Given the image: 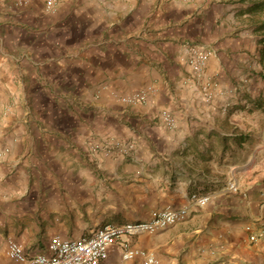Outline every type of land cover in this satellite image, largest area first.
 Wrapping results in <instances>:
<instances>
[{
  "label": "crops",
  "instance_id": "1",
  "mask_svg": "<svg viewBox=\"0 0 264 264\" xmlns=\"http://www.w3.org/2000/svg\"><path fill=\"white\" fill-rule=\"evenodd\" d=\"M111 1L61 22L42 0H0V261L12 264L8 238L47 253L54 235L144 220L198 193L206 203L131 245L158 264H264V239L245 228L264 225V0H165L154 11V0ZM51 22L68 31L52 34ZM193 44L210 52L200 75L187 61ZM89 80L103 84L95 110ZM147 84L142 103L113 96ZM115 141L132 146L122 153ZM88 191L96 214L68 212ZM100 264L142 263L112 244Z\"/></svg>",
  "mask_w": 264,
  "mask_h": 264
},
{
  "label": "built area",
  "instance_id": "2",
  "mask_svg": "<svg viewBox=\"0 0 264 264\" xmlns=\"http://www.w3.org/2000/svg\"><path fill=\"white\" fill-rule=\"evenodd\" d=\"M17 1L28 3L34 0ZM42 1L45 11L53 13L56 10L58 0ZM182 1L189 2L191 0ZM209 55L210 52L201 45L193 44L189 47L187 61L194 75H200L203 72ZM149 91V87L139 89L121 96L119 100L124 103H142L147 100ZM160 119L168 127H172L175 123L172 113L167 108L160 110ZM114 146L120 152L126 153L132 145L115 141ZM228 188L236 190L235 182H229ZM208 199L207 194L191 193L189 205H203ZM189 205L178 208L153 209L147 219L127 221L117 225L105 224L95 229L92 234L78 239L54 235L47 243V253L39 252L27 255L20 243L8 238L5 244V252L12 264H100V261L107 256L108 246L118 244L123 259L139 256L142 264H158L159 260L153 252L134 247L127 237L143 232H153L182 221L187 216ZM245 228L250 232L248 235L250 241L256 242L259 239H264V225L256 231H253L249 225ZM0 264L3 263L0 261Z\"/></svg>",
  "mask_w": 264,
  "mask_h": 264
},
{
  "label": "rangeland",
  "instance_id": "3",
  "mask_svg": "<svg viewBox=\"0 0 264 264\" xmlns=\"http://www.w3.org/2000/svg\"><path fill=\"white\" fill-rule=\"evenodd\" d=\"M115 0H112L111 2L113 3ZM165 0H154V2L153 3H151L150 5L148 4L147 6H150V10H152V11H154V10H157V9H159V7H160V5H161V3H163ZM58 2V4H57V7H56V10L53 12V13H51V15H61V17L58 19V21H64V20H66V21H69V20H71L73 17H74V15H76L77 16V12H78V10L79 9H81L80 7L85 3V2H88V4H89V0H67V2H66V4H64V6H63V8H61L60 7V5H59V2H60V0H58L57 1ZM91 3V2H90ZM93 4H97V6H99V0H93V2H92ZM67 4H69V5H67ZM144 4H143V2H141L140 4H139V7H142V8H144ZM59 13V14H58ZM59 17V16H58ZM157 19V16H152V22H153V20H156ZM72 20H75L74 18L72 19ZM51 25H52V22H51ZM60 27H63V25H52L51 26V33L52 34H59L61 31H64V30H66V31H68L67 29V27L65 28V29H62V30H59V28ZM142 28V27H141ZM55 29V30H54ZM69 30L71 31V28H69ZM73 30V29H72ZM139 35H142V32H139ZM97 38V37H96ZM97 41H98V39L96 40V39H94V40H91V44H97ZM108 42H110V41H108ZM91 46V45H90ZM94 47V46H93ZM95 48H96V45H95ZM174 70H179L177 67H175L174 66ZM173 73H175L174 71H172ZM183 74L184 75H189V76H191V72L189 71V69H183ZM154 75V74H153ZM105 80V79H104ZM86 85H87V88L88 89H91L90 91H89V95L90 96H88L87 98H88V102H87V105H89V107L90 108H94V110H95V105H96V108H98V106H97V104L95 103V101H94V99H95V97H97V96H95V95H93L92 94V91L94 92V89L97 87V86H99V85H101L102 84V82H100V81H97V80H89V81H87L86 83H85ZM103 85V84H102ZM149 86V84H147V85H145V86H141V87H137V88H135L133 91H131L130 93H132V92H134V91H137V90H139V89H145V88H147ZM152 86V85H151ZM129 93V94H130ZM123 95H125V93H118V92H113V96H114V98L115 99H120V97L121 96H123ZM83 98V97H82ZM75 100H78V101H80V98L78 99V98H76ZM122 102V101H121ZM73 103H75V102H73ZM73 103H70V106H71V104H73ZM124 103V102H123ZM78 105V104H77ZM169 110V109H168ZM170 111V110H169ZM171 112V111H170ZM96 114V113H95ZM173 115V114H172ZM173 117H174V115H173ZM174 120H175V117H174ZM95 147V146H94ZM96 193L95 192H90V191H88V193L85 195H82V197L81 196H79V197H73L72 198V201L70 200L69 201V204H68V207L70 206L71 207V210H68V212H70L72 215H77V216H80L81 214L83 215V216H86L87 214L90 216V213L91 214H93L92 216H94L96 213H95V210H94V208H91V206L92 205H95L96 203H97V201H96ZM105 197V198H104ZM106 197H108L105 193H104V196L103 197H100V199H98V201H100V204H105L104 203V201H105V199H106ZM108 201H112V199L111 198H109V199H107ZM69 207V208H70ZM87 208L88 210H85L84 208ZM93 207V206H92ZM90 209V210H89ZM89 211V212H88Z\"/></svg>",
  "mask_w": 264,
  "mask_h": 264
},
{
  "label": "trees",
  "instance_id": "4",
  "mask_svg": "<svg viewBox=\"0 0 264 264\" xmlns=\"http://www.w3.org/2000/svg\"><path fill=\"white\" fill-rule=\"evenodd\" d=\"M263 25H264V23H263Z\"/></svg>",
  "mask_w": 264,
  "mask_h": 264
}]
</instances>
